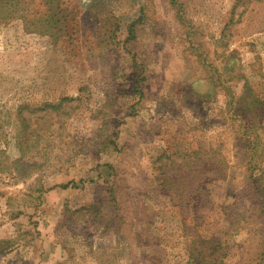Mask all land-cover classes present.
Wrapping results in <instances>:
<instances>
[{
	"label": "rangeland",
	"instance_id": "1",
	"mask_svg": "<svg viewBox=\"0 0 264 264\" xmlns=\"http://www.w3.org/2000/svg\"><path fill=\"white\" fill-rule=\"evenodd\" d=\"M47 5H0V264H264V0Z\"/></svg>",
	"mask_w": 264,
	"mask_h": 264
},
{
	"label": "trees",
	"instance_id": "2",
	"mask_svg": "<svg viewBox=\"0 0 264 264\" xmlns=\"http://www.w3.org/2000/svg\"><path fill=\"white\" fill-rule=\"evenodd\" d=\"M14 0H0V5H8L9 2H13ZM48 3V7L51 5V0H45ZM54 1V0H52ZM14 6H17L15 2ZM130 26L129 32L130 36L132 34ZM82 89L79 90L81 92ZM249 99L253 100V106L258 105L259 99L257 97H250ZM64 101L74 99H63ZM264 112L263 109L256 112L257 115H261ZM169 158H166L167 161ZM178 158L177 160H179ZM209 159L202 158V156L198 153L196 159L191 158L189 155H184V157L180 160V162H176L175 160H168L169 164L160 165V175L158 179L163 182V177L167 178V186L170 191L174 194L173 197L176 198V202L180 206H188L190 203L198 206L200 209L207 208L209 205L208 195L205 189V184L208 183L207 176L212 173V169H208V164L206 162ZM173 164V168L170 166ZM170 172L175 173L176 175L171 176ZM156 179L155 182H158ZM162 185V184H161ZM160 187V185H159ZM66 188V186L62 187ZM172 196V195H171ZM172 197V198H173ZM194 212H197L193 209ZM196 214V213H193ZM202 217V216H201ZM200 217V218H201ZM198 218V219H200Z\"/></svg>",
	"mask_w": 264,
	"mask_h": 264
}]
</instances>
